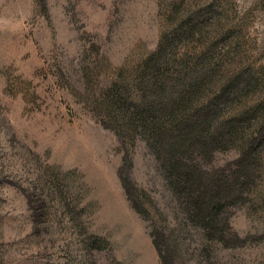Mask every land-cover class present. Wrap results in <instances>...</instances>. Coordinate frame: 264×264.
<instances>
[{"label": "rangeland", "instance_id": "374dc122", "mask_svg": "<svg viewBox=\"0 0 264 264\" xmlns=\"http://www.w3.org/2000/svg\"><path fill=\"white\" fill-rule=\"evenodd\" d=\"M176 1L0 0V264H264V239L213 250L145 142L107 126L110 88L133 93ZM226 3L241 66L264 77V0ZM126 159L143 213L118 176ZM232 224L264 231V174Z\"/></svg>", "mask_w": 264, "mask_h": 264}, {"label": "trees", "instance_id": "16d2710c", "mask_svg": "<svg viewBox=\"0 0 264 264\" xmlns=\"http://www.w3.org/2000/svg\"><path fill=\"white\" fill-rule=\"evenodd\" d=\"M200 1L170 4L167 28L138 68L133 93L112 86L103 114L121 140L145 142L213 250H235L264 239V231L242 236L232 224L264 174V77L241 66L242 27L232 24L226 0ZM222 154L233 157L220 163ZM130 168L126 159L118 176L143 213Z\"/></svg>", "mask_w": 264, "mask_h": 264}]
</instances>
